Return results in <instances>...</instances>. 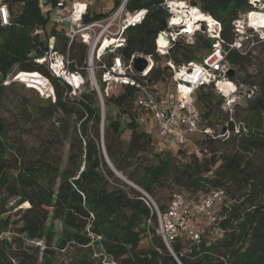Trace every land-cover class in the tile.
Segmentation results:
<instances>
[{"label": "trees", "instance_id": "16d2710c", "mask_svg": "<svg viewBox=\"0 0 264 264\" xmlns=\"http://www.w3.org/2000/svg\"><path fill=\"white\" fill-rule=\"evenodd\" d=\"M2 1L9 8L10 22L0 24V96L4 89L1 81L12 66L16 65L20 71L41 72L51 82L55 100L48 99L43 105L27 101L32 113L38 115L42 112L47 118L56 113L73 116L79 122L85 140L77 153L73 150L68 153L61 167L49 156L26 155L20 148L21 143L12 140L8 125L0 117V264H15L10 258L11 243L24 238L43 239L46 246L54 240L60 248L71 243L82 264H95L85 258V251L92 252L93 245L101 247V254L108 259L106 264H178L155 234L156 219L140 198L142 193L119 180L104 156L117 171H125L127 178L147 193H155V189L163 185L165 176L191 195L217 188L226 192L227 199L217 228L208 230L194 245L183 246L179 240L173 243L172 249L182 264H223L213 254L223 255L226 264H264V174L255 184L253 171L244 156V152L264 151V137L261 135L264 133V89L257 96L260 93L257 85L258 92L253 98L242 96L250 101L245 108L246 117L251 118L254 126L251 129L248 124L234 119L241 97L233 103V113L225 112L224 115L219 110L223 100L213 87L198 88L196 99L203 108L204 124L214 130L217 125L219 129L216 130L229 129V137L236 142L232 143L231 149H221L215 146L217 138L196 139L201 145L199 152L202 156L191 153L187 161L176 163V154L154 149L150 132L137 121L133 88L102 85L104 155L98 143L101 112L96 92L91 89L89 93H81L78 99L69 100L64 97L69 86L33 59L44 49L43 35L36 33L35 29L44 27L47 22L39 0ZM187 1L201 10L192 9L190 13L205 12L219 22L226 62L243 64L246 53L229 49L236 37L232 22L241 12L251 10L252 4L248 0ZM162 2L128 1V8L143 7L147 12L140 23L127 29V41L122 49L125 56L132 53L151 55L154 65L149 77L156 81L169 72L166 61L181 64L197 59L198 50L206 51L211 47V39L197 32L192 43L178 38L166 53H157L154 39L160 30L166 28L168 18ZM70 53L77 56L78 63H83V46L75 44ZM106 104L116 107L113 116L106 114ZM237 122L245 127V132L234 134ZM91 126L95 127L94 137L88 134ZM124 129L129 131L127 141L120 138ZM183 153V148L177 150L178 155ZM131 157L141 161L136 162L133 171H127L128 166L124 163ZM25 202L28 205L23 207L21 204ZM159 206L163 208L165 204ZM148 218L152 221L149 232L145 227ZM55 220L62 226L59 233H55ZM9 232L17 237L5 234ZM47 252V248L42 251L43 255ZM22 253L19 264H37L27 249Z\"/></svg>", "mask_w": 264, "mask_h": 264}, {"label": "built area", "instance_id": "2783aa9c", "mask_svg": "<svg viewBox=\"0 0 264 264\" xmlns=\"http://www.w3.org/2000/svg\"><path fill=\"white\" fill-rule=\"evenodd\" d=\"M95 1L39 0V7L47 20V26L35 29L36 33L43 35L44 49L42 54L35 55L33 59L43 64L52 75L69 86L70 90L64 92V97L68 98L71 91L80 93L85 84V75H88L98 98L102 123L104 98L101 86L131 87L134 90L133 105L139 111L137 121L146 129L145 114H149L157 125L158 135L163 140L164 147L168 149H179L190 145L195 147L193 138L196 134H200L201 138H228L231 134L229 129L224 128L215 132L204 124L202 111L196 99L198 88L211 85L215 93L223 97L221 108L230 115L233 113V103L239 97L238 85L226 75L228 63L225 60L226 51L223 49V40L220 37L219 22L207 13L213 21L208 36L211 39L210 49L199 60L192 59L181 64H175L171 60L166 61L169 72L156 81L149 77L154 65L151 55L132 53L130 56H125L122 53L127 41V29L140 23L147 9L143 7L130 9L127 6L129 0H113L110 10L95 17L91 12ZM98 1L104 3V0ZM249 2L255 8L252 1ZM162 4L168 11L166 28L156 34L154 42L156 52L163 55L184 33L181 29H185L183 25H186L190 17L189 11L200 9L182 0H163ZM251 10L241 12L243 19L246 20L247 26L257 31L259 39L264 40V25L261 27L249 25L247 16ZM9 22V8L0 0V24L7 25ZM193 23L194 26L201 23L208 25L206 21ZM232 26L236 37L239 34L240 36L246 34L239 23V16L233 20ZM236 37L229 44V49L244 53L240 50L242 44L236 40ZM185 42L192 43V40ZM75 44L85 48L83 63L77 62V56H71L70 50ZM135 56H142L147 60L148 66L145 70L138 71L134 67ZM36 72L45 82L43 86L47 89L45 96L54 101L51 82L41 72ZM21 73L29 72L19 70L12 79L7 75L1 81V85H7L14 80L27 84L19 79L18 75ZM257 92L258 88L254 85L246 89L243 95L251 99ZM242 132H245V127L240 125V122L235 123L234 134ZM193 152L199 154L197 149ZM139 191L142 193L140 198L149 208L150 215L156 219L155 234L161 238L178 264L182 263L172 249L173 243L179 240L183 246L194 245L208 230L217 228L227 199L226 192L222 188L194 195L176 192L161 208L148 193L141 189ZM151 222L150 218L146 221L147 232ZM213 256H217L223 264L227 263L223 255L213 254Z\"/></svg>", "mask_w": 264, "mask_h": 264}, {"label": "rangeland", "instance_id": "374dc122", "mask_svg": "<svg viewBox=\"0 0 264 264\" xmlns=\"http://www.w3.org/2000/svg\"><path fill=\"white\" fill-rule=\"evenodd\" d=\"M182 1H185L186 4H189L187 0ZM112 2L113 0H104V3H100V1L96 0L95 5L91 7V12L93 13V15L106 12L113 6ZM262 2L263 0H259V5L254 4L255 8H253V10L257 9L258 6H261L260 4ZM211 23L213 24L212 20ZM239 23L241 26H243L246 34L243 36H240L239 34V36L236 37V40L238 42H241L242 46L240 50L246 53L247 58L240 66L228 64V68H232L234 70V75L230 77V79H232L238 85V98L241 97L235 109L234 119L236 121H242L248 124L251 129H254V126L251 123V118L248 116L246 117L245 107L250 101H247L242 96L243 92L246 89L251 88L254 85L256 87L257 85L260 87V93H258L257 96H259L264 89V40L259 39L257 31L246 25V20L243 19L242 13L239 15ZM212 24L207 25L206 23H201L195 24L194 26V23H186V25H183L185 29H181V31H184V33L181 34L180 39H185L188 41L192 40L193 42L195 40L197 32H200L205 37H208L209 31L212 30L213 27ZM46 26L47 22L44 27ZM194 28L195 31H193ZM207 51L208 50H198L196 52V56L198 57L197 59H201L207 53ZM17 71L19 70L16 68V65H14L5 76L8 75L9 79H12V76ZM18 77L19 79H21V81H25L27 84L14 80L7 85H3L4 89L2 90V94L0 96V117L8 125L9 133L13 135L12 140L14 142L21 143L20 148L26 153V155L30 154L33 156H43L44 158L46 156H49L50 160H52L53 163H59V165L63 167L68 153L72 150L77 153L76 151L80 148V144L82 143V145H84L85 138L80 133L79 122H77L73 116L70 117L60 113H56L54 117L50 118L45 117L42 112L38 115L32 113L27 101L30 100L34 103L43 105L46 100L50 99L49 97L45 96V93L47 91L46 88H43L45 82L36 71L29 72L27 74L21 73L18 75ZM85 77V84L81 92L79 93L71 91L68 97L69 100L78 99L81 93H89L91 91V79L88 75H85ZM218 96L223 100L222 96ZM198 107L201 111H203V108L201 106L198 105ZM219 110L224 115H226L225 111L221 108V105ZM115 111V106L106 104V114L108 116H113L115 114ZM145 120V128L148 132H150L152 136L154 149L157 151L166 150L174 155L176 154V163L187 161L191 153L195 154V152H193L195 149L199 151L201 145H199L197 141L201 139L200 134H196V136L193 138L195 139V147L191 145L187 147H181L184 149V153L182 155H178V149H168L163 146V140L158 135L157 125L149 114H145ZM216 129H219V125H217ZM216 129L215 132H218L219 130ZM98 133V143L101 147V151H103L105 155L104 124L101 122V119L98 126ZM88 134L91 137L95 136L94 126H91L88 129ZM261 135L264 137L263 132H261ZM120 138L127 141L129 138V131L127 129H124ZM196 139L198 140L196 141ZM234 142H236V139H234L232 136L228 139L217 138V140L215 141V146L219 148L221 147V149H231L233 147L232 143ZM198 155H201L200 152ZM244 156L245 159L249 162L248 164L250 170L253 171L252 180L256 184L259 177L263 176L264 174V151L256 149L250 152H244ZM137 157H131L126 160L124 165L128 166L127 171H133L135 169L136 162L138 160L141 161V159H137ZM143 163H146V161H143ZM118 172L123 178L130 181L134 185L132 186L133 188L137 190H143L139 185L135 184L133 181L127 178L124 173L125 171ZM114 175L119 180L123 181L115 173ZM233 189H235V186H233ZM176 192L185 193V191L181 190L179 186H177L170 180L169 176H165L163 185L156 188L155 193L148 194L158 205H160L167 203L170 197ZM21 205L25 207L28 204L25 202ZM14 211L15 209H13L12 212ZM13 218L14 216H12L11 214V219ZM53 223L55 233H59L62 228L61 223L57 220H55ZM145 227L147 228V225H145ZM5 234H7L9 237H17L13 232ZM44 248H47L48 250L45 255H43L42 253ZM24 249H27L33 254L32 257L35 261H37V264H46V262H48L49 264H82L78 260V252L71 243H68L64 248H60L59 246H57L54 240H52L50 245L47 246L45 245V241L43 239L37 238H24L20 240V242H13L11 243L10 247V258L14 260L15 264H19V260L23 256L22 251ZM101 252L103 253L100 246L93 245L92 252H90L89 250L85 251V258L87 260H93L95 264H99V262L102 264H106L108 259L104 254L102 255Z\"/></svg>", "mask_w": 264, "mask_h": 264}, {"label": "bare ground", "instance_id": "6f19581e", "mask_svg": "<svg viewBox=\"0 0 264 264\" xmlns=\"http://www.w3.org/2000/svg\"><path fill=\"white\" fill-rule=\"evenodd\" d=\"M258 3H259V0H258ZM260 5L261 6H258L257 9L252 10L251 13L249 14V16H247V17H249L248 20H249L250 24L255 25L256 27H261L264 25V0ZM188 15H190V17H189V19H187L186 23H193L194 21H206L208 23V25L212 24L208 15H206L204 13L194 12V13H190Z\"/></svg>", "mask_w": 264, "mask_h": 264}, {"label": "water", "instance_id": "95a60500", "mask_svg": "<svg viewBox=\"0 0 264 264\" xmlns=\"http://www.w3.org/2000/svg\"><path fill=\"white\" fill-rule=\"evenodd\" d=\"M253 4H257L258 0H254L252 2ZM133 63H134V67L138 70V71H143L147 68L148 66V62L147 60L142 57V56H135L133 59ZM226 75L228 77H232L234 75V70L232 68H228L226 71ZM106 159V163L109 165V167L111 168V170L118 176L120 177L123 181H125L126 183L130 184L131 186H134L130 181L126 180L125 178H123L121 176V174L114 168V166L111 164V162L108 160V158L105 156Z\"/></svg>", "mask_w": 264, "mask_h": 264}]
</instances>
